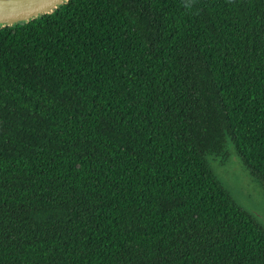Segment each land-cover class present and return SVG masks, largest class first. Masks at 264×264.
<instances>
[{
	"label": "trees",
	"instance_id": "16d2710c",
	"mask_svg": "<svg viewBox=\"0 0 264 264\" xmlns=\"http://www.w3.org/2000/svg\"><path fill=\"white\" fill-rule=\"evenodd\" d=\"M264 0H68L0 27V264H264Z\"/></svg>",
	"mask_w": 264,
	"mask_h": 264
},
{
	"label": "rangeland",
	"instance_id": "374dc122",
	"mask_svg": "<svg viewBox=\"0 0 264 264\" xmlns=\"http://www.w3.org/2000/svg\"><path fill=\"white\" fill-rule=\"evenodd\" d=\"M218 179L230 191L233 198L264 223V192L254 175L227 145L224 156L211 161Z\"/></svg>",
	"mask_w": 264,
	"mask_h": 264
},
{
	"label": "water",
	"instance_id": "95a60500",
	"mask_svg": "<svg viewBox=\"0 0 264 264\" xmlns=\"http://www.w3.org/2000/svg\"><path fill=\"white\" fill-rule=\"evenodd\" d=\"M68 0H0V27L26 23L54 12Z\"/></svg>",
	"mask_w": 264,
	"mask_h": 264
}]
</instances>
